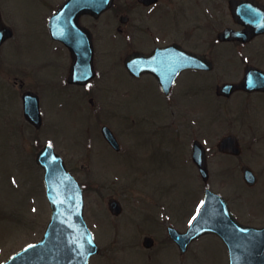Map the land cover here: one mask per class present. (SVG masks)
Instances as JSON below:
<instances>
[{"label": "flooded vegetation", "instance_id": "obj_1", "mask_svg": "<svg viewBox=\"0 0 264 264\" xmlns=\"http://www.w3.org/2000/svg\"><path fill=\"white\" fill-rule=\"evenodd\" d=\"M65 1H50L53 14ZM94 5L97 3L89 6ZM3 13L2 9V18ZM5 21L8 22L6 18ZM60 25L62 39L52 36L50 22H47L54 48L53 55L47 59L26 57V62L15 71L11 68L12 58L5 57V67H1L3 81L13 84L20 93L17 107L7 106L4 111L7 127L21 131L29 125L33 127L25 116L22 99L26 93L33 92L42 114L39 135L43 131L51 134L53 122L48 116L49 110L65 107L69 110L75 102L79 110L97 122L96 131L111 150L125 153L127 145H132H125L122 134L131 135L130 114H123L113 106L120 104L132 87L136 95L148 91L153 99H161L150 129L137 132L138 139L134 138L140 144L145 142L147 159L153 160L156 177L166 178L165 174L172 171L173 159L184 157L191 159L201 178L195 159L201 158L205 149L208 160L216 154L234 157L236 173L244 187L252 191L264 188V0H112L109 9L100 14H84L77 20L62 21ZM117 72L123 77H117ZM123 82L130 87L122 85ZM223 85L229 86L224 89ZM161 111L167 114L166 120L159 118ZM120 121L127 123L126 130L123 125L119 127ZM105 124L117 134L118 150L103 137L101 129ZM162 124L181 128L183 150L169 136L166 143L162 137L148 141L152 139V128ZM226 135H231L235 146L240 147L232 154L218 147V142ZM213 136L216 137L214 145L208 147L206 141ZM91 146L86 151L89 170H102L97 173L104 176L99 178L106 184L107 164L97 143ZM67 164L73 169L68 161ZM246 167L258 177L253 185H248L243 176ZM207 188H210L208 183H200L202 197L194 200L200 201V205L183 217L184 211L173 208V202L169 205L167 192L161 190V197L156 201L157 214L149 213L144 204L143 223H138L139 231H155L145 234L141 240L137 234L135 241L131 239L120 250L126 253L136 250L153 260L154 249H159L156 239L162 231V252L155 255L159 259L170 246L177 258H168L162 264H185L188 256L197 255L201 242L213 236L223 242L230 264L228 244L219 234L204 233L181 247L170 231L172 227L181 233L187 230L190 216L199 213ZM229 204L244 225L264 230V195L238 196L236 203L229 199ZM126 212L124 208L118 216ZM133 213L129 210L127 215ZM252 232L254 230L248 228L241 230L245 235L242 245L252 253L258 251L264 262V232L258 235ZM151 235L154 244L145 246L144 239ZM120 260V264H124L123 259Z\"/></svg>", "mask_w": 264, "mask_h": 264}, {"label": "rangeland", "instance_id": "obj_2", "mask_svg": "<svg viewBox=\"0 0 264 264\" xmlns=\"http://www.w3.org/2000/svg\"><path fill=\"white\" fill-rule=\"evenodd\" d=\"M50 1L0 0V7L4 10L3 18L15 24L14 28H16V35L5 43L0 52V264L18 249L41 238L51 219L44 176L39 165L36 164L34 155L37 130L30 126L22 134L21 130L10 127L13 128L11 130L6 126L4 111L7 106L12 109L17 107L20 93L13 84L3 81V71H1V67H5L6 56L12 58L11 68L17 71L22 62H26V57L34 60L47 59L53 55V40L48 36L47 26L53 14ZM116 74L119 78L123 77L120 72ZM10 83H13L12 78ZM122 85L130 87L126 82ZM160 101L161 99H153L148 91L143 95H136L130 87V93L123 97L120 104L113 106L123 114L128 112L130 114L128 124L132 129L131 135L127 132L122 134L125 145L129 143L132 145H127L125 153L111 150L98 135L97 122L89 118L83 110H79L77 103H72L69 110L65 107L48 111V116H51L53 122L50 128L51 134L46 131L40 132L41 142H50L53 133L57 151L66 157L74 173L83 184H86L85 215L90 227L96 231L95 236L101 248L99 255L92 257L90 264H120V259H123L124 264H162L168 258L172 260L174 257L177 258L173 253L174 248L170 246L159 259L155 255L161 251L160 244L164 238L161 236L162 231L159 232L160 238L156 239L159 249H154L153 260L146 255H140L136 250L127 253L120 250L121 246L128 245L131 239L135 241L137 234L141 240L145 234L155 231L154 229L139 231L138 223H143V211L146 209L144 204L149 208V213L157 212L156 201L161 190L167 192L169 205L173 202V208H181L184 211L182 217L185 214L189 215L190 209L196 204L194 200L202 197L198 171L191 159L174 158L172 171L169 170L165 174L166 178H158L154 174L153 160L147 159L145 142L140 144L138 140H134L135 137L138 139L137 132H146L150 129L151 122L155 120L153 116L156 105ZM166 115L161 111L159 118L166 120ZM113 123L116 128V120ZM126 124L120 121L119 127L123 125L124 129ZM15 130L16 132H13ZM147 133L146 139H149ZM140 136L142 139V133ZM168 136L183 150L181 128L172 125L162 124L157 128L153 127L152 139L148 141L154 142L162 137L166 143ZM215 138L213 136L207 139L208 147L214 145ZM90 143H97L103 155V162L107 164L104 170L107 173L105 176L109 177L106 184H102L103 181L99 178L104 176H99L97 173L102 170L97 172L89 170L86 150L90 148L88 147L91 146ZM236 163L234 157L220 154L211 157L209 160L211 189L227 195L235 203L238 196H263V187L252 191L244 187L245 184L240 183L236 173ZM110 196L118 197L121 203L126 205L127 212L122 218L111 215L107 205ZM129 210L130 213L134 212L132 216L127 215ZM136 214L140 215L139 218ZM196 254L188 256L185 264H229L223 242L217 237L205 238L198 246Z\"/></svg>", "mask_w": 264, "mask_h": 264}, {"label": "water", "instance_id": "obj_3", "mask_svg": "<svg viewBox=\"0 0 264 264\" xmlns=\"http://www.w3.org/2000/svg\"><path fill=\"white\" fill-rule=\"evenodd\" d=\"M111 0H67L51 19V29L55 37L60 36V25L62 21L78 19L83 13H97L109 7ZM97 3V6L90 7V4ZM13 31L2 25L0 12V45L4 39L11 36ZM25 113L31 121L39 125L40 112L38 110V101L30 94L24 96ZM104 134L113 146L118 142L112 130L104 126ZM229 139V141H228ZM219 147L224 150H234L230 138L221 141ZM37 162L45 168V185L47 186V196L49 197L51 207L53 208L52 220L49 223L45 236L41 241L24 247V249L15 253L3 264H88L89 258L97 254L99 248L93 237L90 227H88L84 211V195L81 185H79L75 176L67 170L63 159L54 152L52 145H46L37 154ZM197 163L202 169L205 179L208 178V168H206V158L203 156ZM203 212L194 221L189 232L183 234L190 239L196 234L204 231L219 232L228 242L235 238L227 232L228 230L244 229L228 207L227 201L215 192L208 191ZM220 205L225 211L218 217L214 207ZM112 211L116 214L121 211V204L118 200L112 198L109 202ZM212 209L211 215L208 210ZM205 227V228H204ZM204 228L203 230H200ZM152 238H147L145 244L151 246ZM180 242V240H179ZM235 248H232V252ZM235 250L232 255V264H261L257 261H251L243 256V252ZM248 260V261H247ZM258 260V259H254Z\"/></svg>", "mask_w": 264, "mask_h": 264}]
</instances>
